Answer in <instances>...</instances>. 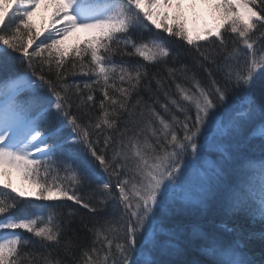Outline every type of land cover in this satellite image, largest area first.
I'll list each match as a JSON object with an SVG mask.
<instances>
[{
  "label": "snow or ice",
  "instance_id": "snow-or-ice-1",
  "mask_svg": "<svg viewBox=\"0 0 264 264\" xmlns=\"http://www.w3.org/2000/svg\"><path fill=\"white\" fill-rule=\"evenodd\" d=\"M198 5L213 26L189 29L184 0H0V68L24 65L0 81V264H264L249 247L264 231L222 224L225 240L194 225L182 241L167 226L213 204L264 224V0H191L194 16ZM67 69L88 79L69 83ZM256 139L262 155L248 158ZM12 172L63 202L33 205L4 182ZM196 240L204 260L163 258Z\"/></svg>",
  "mask_w": 264,
  "mask_h": 264
},
{
  "label": "trees",
  "instance_id": "trees-1",
  "mask_svg": "<svg viewBox=\"0 0 264 264\" xmlns=\"http://www.w3.org/2000/svg\"><path fill=\"white\" fill-rule=\"evenodd\" d=\"M47 12V20L46 23H50L49 17L51 16V11L48 10ZM33 23L36 25V29H40L42 27L45 28V30L43 31V34L40 36V38L36 41L37 44L40 43V41L44 40L45 37L49 34L48 31V27L46 26V24L44 23H35V21L33 20ZM35 31V29H34ZM156 30L153 29V32H155ZM161 35H165L164 33H161ZM171 40V44L170 46L174 49V50H178L181 51V53L183 52V49L180 47L181 42L180 41H176V40H172V38H169ZM66 46H71L70 44L66 43ZM35 47V44L33 45V48ZM29 51L31 52L32 49H29ZM15 55V54H14ZM115 60L119 61L121 58L119 56L114 57ZM126 59V58H125ZM24 71V65L17 63H13V62H9L7 69H3L0 68V81H3L5 78L7 77H14L20 73H22ZM67 71L69 72L68 75V82H79L81 83L82 86V82L86 79H88L87 77H83L80 75H76L73 76L71 75V69H67ZM150 72L153 71H161L163 72V69H154V68H150L149 69ZM47 74V72L45 73ZM202 78L203 74H201ZM53 80H55L54 76H53ZM96 97L97 99L100 98V93L96 92ZM23 99V97H22ZM76 98H74L75 100ZM71 112L75 115L80 116V113L77 112V109L75 107V103L73 104V107L71 109ZM96 114V110H93L92 112V116L93 118L95 117ZM259 148H261V142L256 139V140H249L241 149L243 154L248 157V158H253V159H259L261 157L262 154L258 153L257 151L259 150ZM212 158L216 159V155L212 154ZM97 171H99V169H97ZM100 175L103 179L107 180L108 177L100 172ZM95 187L94 184H92L91 186L88 185L87 183L84 185V187L80 190L81 195H84L85 198H87L89 195H91L92 193V189ZM0 190H4V191H10V190H6V189H0ZM14 195V194H13ZM28 201H30L33 205H40V204H44V203H62L63 201H50V202H46V201H41V200H37V199H28V198H24ZM67 203H71V202H67ZM73 207H77L76 205H73ZM80 214L85 218V220L87 219V217L90 215L89 213H87L86 210L84 209H80L79 210ZM176 224H179V226L183 229L184 235L182 237V241L188 240L191 236L192 233V229L193 226H199L203 231L206 232H217L220 233L225 240L231 239V235L228 233H224L221 229V225L222 224H228L229 226H233V227H238L239 229H241L242 231L245 232V234H247L248 232H260V231H264V224H261L259 222H256L255 224L250 220L249 217L244 216V215H239V216H234V217H230L227 216L223 213L222 210H220L219 208H217L214 204L211 205L205 212H203L202 214H192V215H181V216H177L175 218V223H170L167 226L168 227H175ZM72 227L77 231L79 237H80V242L82 244H87L88 242V234L81 230L80 227V215L77 216L74 224L72 225ZM69 236L72 235L71 232L68 233ZM25 236H30V234L25 233ZM164 239H166V237H161V241H163ZM200 244L199 240L195 241V246L193 247H188L186 246L183 242L181 243V248H182V252L175 256V257H163L165 259H174L177 261H194V260H204L205 257H203L200 252L198 251V246ZM249 247L251 249V251L253 252V254L259 258L260 254L262 252H264V240H260V239H253L251 241H249ZM78 255V252H77Z\"/></svg>",
  "mask_w": 264,
  "mask_h": 264
},
{
  "label": "rangeland",
  "instance_id": "rangeland-1",
  "mask_svg": "<svg viewBox=\"0 0 264 264\" xmlns=\"http://www.w3.org/2000/svg\"><path fill=\"white\" fill-rule=\"evenodd\" d=\"M191 3V0H184V12L187 18V26L189 29H196V30H203L206 26L211 27L214 24V19L211 15V12L208 8L199 6L195 9V16L191 9L188 8V5ZM52 12V9H49ZM174 12L173 10L169 11V20L166 21L168 24H172L173 20L171 19V15ZM47 12L44 11L43 7L37 12L36 16L33 17L35 23H44L48 27V31L50 30V23H46L47 20ZM195 20V23H193ZM84 33H78L77 36L80 39L85 38ZM77 36L71 37L66 43L73 45L77 42ZM258 153L262 154L261 148L257 151ZM4 182H10L14 188L18 191L27 192L29 195L25 198L28 199H36V192L37 190L33 188V186L24 179L19 173L12 172L10 177H4Z\"/></svg>",
  "mask_w": 264,
  "mask_h": 264
}]
</instances>
